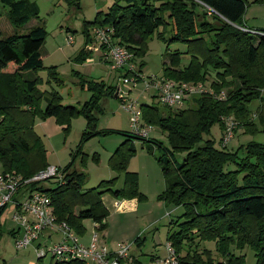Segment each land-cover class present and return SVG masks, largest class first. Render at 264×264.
Segmentation results:
<instances>
[{"label":"trees","instance_id":"trees-1","mask_svg":"<svg viewBox=\"0 0 264 264\" xmlns=\"http://www.w3.org/2000/svg\"><path fill=\"white\" fill-rule=\"evenodd\" d=\"M156 1L113 0L105 13L97 12L94 20L84 25L111 26L115 40L126 46L134 59L144 53L147 39L161 27L157 36L168 44H186L183 53L189 56L188 63L181 66L182 52H169L162 64V75L176 82H202L214 94L224 91V98L196 94L188 101V107L177 111L162 104L165 113L158 100L143 102L142 120L166 133L165 146L161 141L127 132V139L108 159L116 176L82 190L85 173L75 168L72 159L61 168L64 184L54 183L49 188L41 183L37 188L50 196L57 220L65 221L76 234L85 233V219L99 223L102 229L109 214L102 200L105 193L117 199H145L138 188L137 174L129 171L127 165L135 153L134 140L146 141V148L155 145L163 150L156 158L165 179L160 198L183 208L178 218L170 222L177 228L167 234V241L179 254L178 264H216L223 260L226 264H245L241 251L246 247L253 251L255 264H264V145L250 140L234 150L228 149L211 131L216 124L223 130L221 117L232 115L239 123L237 129L244 133H264V35L242 29L249 28L243 19L246 0ZM0 3L7 7V17L16 29L7 36H2L0 29V167L3 172L29 178L49 165L43 137L34 128L36 118L54 117L66 134L72 118L82 115L86 126L81 141L111 133L96 130L97 113L102 97L113 96L117 85L84 78L76 72L80 88L90 92L80 106L62 104L59 92L53 88L40 90V78L26 79L23 72L44 68L40 47L47 31L41 24L23 33L17 31L39 18V8L28 0ZM167 24L171 25L168 38L164 31ZM87 56L82 49L76 60ZM211 73L214 77L209 81ZM48 75L60 82L53 68H49ZM255 99L260 100V106L254 120L248 104ZM203 135L207 138L203 139ZM176 153H185L180 162L175 160ZM120 176L122 185L115 188ZM203 242H213V250ZM199 243L204 245L200 250ZM49 264L85 263L51 259Z\"/></svg>","mask_w":264,"mask_h":264},{"label":"rangeland","instance_id":"rangeland-1","mask_svg":"<svg viewBox=\"0 0 264 264\" xmlns=\"http://www.w3.org/2000/svg\"><path fill=\"white\" fill-rule=\"evenodd\" d=\"M28 1L36 2L39 8V18L30 21L24 28H19L17 31L23 33L31 26L41 24L47 31V36L40 47L44 68L37 71H24V78L31 79L38 76L40 78L39 89L42 91L51 90L52 88L57 90L61 96V103L64 105L80 106L90 97V92L87 89L80 88L76 72L84 75V78L102 79L109 85H117L118 88L119 76L122 71L110 69L108 62L105 60L103 50L94 36L93 26L84 25L85 22L94 20L97 12H104L110 0ZM246 1L247 7L243 18L246 20L247 26L253 28L252 23H250L252 16L255 14L264 15V9L257 6V3H253V0ZM7 11V7L0 3V29L2 36H7L16 30L7 17ZM86 29H88L89 39L86 37ZM161 30L162 28L160 27L154 31L146 41L144 53L135 58L137 69L140 68L139 71L144 77L162 75V64L167 61L169 52L175 50L182 52L181 66L186 65L189 61V56L183 53L187 48L186 44L180 42L168 44L163 42L157 36V33ZM164 31L165 37L168 38L171 34V25L167 24ZM69 37L72 39L71 42L68 40ZM82 49L88 53V56L85 60L78 61L76 57ZM139 63H142L141 67ZM49 68H53L56 71L60 82L49 78ZM213 77L214 73H211L208 77L209 81ZM143 87V82H138L128 93V98H137L139 102L147 103L157 101L149 91L141 94ZM126 91L127 88L125 87L124 92ZM116 93L117 90L113 96L102 97L99 103L101 110L97 113L96 123V130L113 132L97 134L81 141L86 120L82 115H78L72 118L68 133H62V136L53 139L54 141L57 140L56 146L59 149L58 147L53 148L43 139L47 149L46 159H48L49 163L51 162L54 166L64 168L74 159V166L85 173L82 190L92 188L100 180L109 179L117 175L111 171L108 159L126 139L125 135L130 132V125L129 113L124 109L123 103L116 96ZM259 102V99L251 101L248 104L249 110L253 112ZM189 105L186 106L188 107ZM158 106L165 113L166 108L161 103ZM35 121H39V118H36ZM255 122L257 123V121ZM34 128L36 131L39 130L38 125H35ZM212 131L214 136L217 137V124L212 127ZM41 134L42 132H40ZM149 137L161 141L164 146L167 144L166 133L162 132L157 126L150 125ZM206 138L207 136L203 135V139ZM250 140L264 145V133L256 132L252 135L238 132L228 142L227 148L236 149L240 144ZM145 144L148 143L146 141L143 143L138 139L134 140L135 153L129 158L127 165L129 171L137 174L139 191L145 196L142 201L133 198L139 203L138 210L123 214L115 212L116 203L120 199L113 197L110 193H105L103 200L109 210V216L106 219L109 233L107 234L106 225L100 230H95L90 219L83 221L86 231L81 241L85 244L93 231L98 233L99 242H104L101 236L106 234V236H109V240H116L114 247L121 243L131 244L130 256L121 264H155L154 259L151 261L152 256L164 258L167 255V234L177 228L174 223L170 224V222L171 220H176L183 212L182 207H173L160 198L165 189V179L156 158L162 154L163 150L158 149L155 145L152 149H148ZM184 154L176 153L174 155L176 162H180ZM43 185L49 188L54 187V183L51 181ZM121 185L122 177L120 176L115 188ZM13 209L14 204L11 202L3 208L0 214V261L3 259L6 262L4 264H49L52 259L50 252H47L42 258H38L41 247L38 251L35 250L36 245L34 243L24 249L16 250L14 239L19 233H16L15 236L10 234L12 229L17 228L16 222L12 220ZM136 238L138 239L136 240ZM41 240H43L42 236L39 238V241ZM44 241L45 239L41 242L42 245H45ZM203 244L206 248L213 250V242H203ZM203 244L199 243V250L204 247ZM241 254L245 255V264H255L256 259L250 248H244Z\"/></svg>","mask_w":264,"mask_h":264},{"label":"built area","instance_id":"built-area-1","mask_svg":"<svg viewBox=\"0 0 264 264\" xmlns=\"http://www.w3.org/2000/svg\"><path fill=\"white\" fill-rule=\"evenodd\" d=\"M243 30L264 35V31H257L246 27ZM94 36L100 48L103 50L106 62L111 70L122 71L119 79L121 84L117 88L116 95L121 99L124 109L129 113L130 133L147 139L149 138L150 125L142 121L141 104L137 98H128V93L138 82H143L141 94L149 91L161 104L173 111L185 108L193 95L201 93L214 94L210 87L202 82H176L160 76L144 75L137 69V64L132 53L123 44H119L113 36L111 26H93ZM71 42V37L68 38ZM127 91L124 92V88ZM217 98H224V91L214 94ZM139 108V110H138ZM223 123L220 145L226 146L232 139L235 129L239 127L238 121L232 115L222 116ZM56 184L65 183V175L61 168L47 165L29 178H22L15 172H3L0 169V208L9 203L14 204L12 220L16 222L18 236L14 239L16 250L24 249L36 241L44 232L56 233L57 240L45 238V245L41 242L36 246L38 258L44 257L50 252L51 258L57 261L77 259L85 264H121L130 256L131 244L121 243L114 249H110L104 243L99 242L97 232H91L87 243L81 241L80 236L65 222L58 221L54 212L50 196L37 187L41 183ZM32 184H37L31 188ZM95 228L99 223L93 222ZM167 255L155 260V264H178L179 254L173 246L167 242ZM216 264H226L225 260Z\"/></svg>","mask_w":264,"mask_h":264},{"label":"crops","instance_id":"crops-1","mask_svg":"<svg viewBox=\"0 0 264 264\" xmlns=\"http://www.w3.org/2000/svg\"><path fill=\"white\" fill-rule=\"evenodd\" d=\"M159 1L157 0L156 1V3H158ZM253 2V1H252ZM113 3V0H110L109 1V4H108V6H107V9H108V7L109 6H111V4ZM254 3V2H253ZM257 6H260L261 8H263L264 9V1L263 2H260V3H257L256 4ZM107 9L104 11V13L107 11ZM244 19V18H243ZM244 23H245V25L247 26V22H246V20H244ZM250 23H252L251 25H253V28L252 29H257V30H264V15H254V16H252V18H251V20H250ZM248 27V26H247ZM96 79V78H95ZM261 95H262V98H263V100H264V89L262 90V92H261ZM260 106V102H259V104L256 106V108H255V110L252 112V118L255 120L256 119V113H255V111L257 110V108ZM35 125H38V127H39V130L37 131L39 134H40V132H42V137H43V139L45 140V142H48V144L49 145H51L53 148H57L58 146H56V144H57V140H53V139H57V137L59 138L60 136H62V133L64 134V132H63V126H60V125H58L57 123H56V121H55V118L54 117H48V118H46L45 120H39V121H35V124H34V126ZM212 131V130H211ZM238 132H243V130L241 129V128H239V129H237V131H236V134L234 135V136H236L237 135V133ZM212 134H213V131H212ZM214 135V134H213ZM221 135H222V130H220V127L218 126V135H217V139H219L220 137H221ZM65 136V135H64ZM126 139H127V136H126ZM241 145V144H240ZM239 145V146H240ZM58 149H59V147H58ZM232 150H234V148H231ZM48 163H49V161H48ZM50 165H52V163L50 162L49 163ZM76 168V167H75ZM1 169V168H0ZM76 169H78V168H76ZM112 172H114L113 170H111ZM111 172V173H112ZM114 177V176H113ZM87 190V189H86ZM108 193V192H107ZM103 197L104 196H102V200H103ZM103 202H104V200H103ZM105 204V203H104ZM116 207H115V212H117V213H119V214H123V213H125V212H135V211H137L138 210V208H139V203L136 201V199H120L119 201H117V203H116ZM106 206V205H105ZM106 208H107V206H106ZM108 209V208H107ZM108 212H109V210H108ZM109 216V215H108ZM107 216V217H108ZM107 217L105 218V220L102 222L103 224H105L106 225V230H108L107 231V234L109 233V229H108V224H107V221H106V219H107ZM102 224V225H103ZM94 228H95V225H94ZM97 229H99V227L98 228H95V230H97ZM100 230V229H99ZM16 233H19L18 232V228H15V229H12L11 231H10V234L12 235V236H15L16 235ZM91 234V233H90ZM98 234V233H97ZM78 236H80V235H78ZM43 237V240L46 238V237H48V238H50L51 240H57V238H58V235L56 234V233H50L49 231H47V232H44V236H42ZM82 237H84V234L83 235H81L80 236V238H82ZM103 239H102V241H104V242H100V243H104L105 245H107L110 249H114L115 247H114V245H115V241L116 240H109V236H106V234H103L102 236H101ZM40 238V237H39ZM39 238L36 240V241H34L33 243L37 246L40 242H42L43 240H41V241H39ZM98 238H99V236H98ZM87 241H88V239H87ZM33 244V245H34ZM114 247V248H113ZM131 248H132V246H131ZM130 248V249H131ZM132 257H134L133 255H132ZM158 257L159 256H155V257H151V261L153 260V261H155L156 260V258L158 259ZM4 263H6L3 259H1V261H0V264H4Z\"/></svg>","mask_w":264,"mask_h":264},{"label":"water","instance_id":"water-1","mask_svg":"<svg viewBox=\"0 0 264 264\" xmlns=\"http://www.w3.org/2000/svg\"><path fill=\"white\" fill-rule=\"evenodd\" d=\"M119 84H121V81L119 82Z\"/></svg>","mask_w":264,"mask_h":264}]
</instances>
